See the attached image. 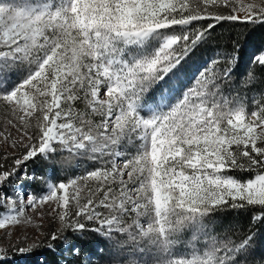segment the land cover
Segmentation results:
<instances>
[{
    "label": "snow or ice",
    "instance_id": "obj_1",
    "mask_svg": "<svg viewBox=\"0 0 264 264\" xmlns=\"http://www.w3.org/2000/svg\"><path fill=\"white\" fill-rule=\"evenodd\" d=\"M225 22H264V0H0V230L42 228L25 210L49 205L60 264H84L67 233L92 232L113 243L111 264H264V92L251 109L225 93L238 46L183 87ZM261 74L264 50L240 88ZM61 152L92 166L64 180L31 169ZM21 172L43 189L8 195ZM227 210L250 213L249 229L222 225Z\"/></svg>",
    "mask_w": 264,
    "mask_h": 264
},
{
    "label": "rangeland",
    "instance_id": "obj_2",
    "mask_svg": "<svg viewBox=\"0 0 264 264\" xmlns=\"http://www.w3.org/2000/svg\"><path fill=\"white\" fill-rule=\"evenodd\" d=\"M248 2V0H244ZM235 25V33H243L245 28L243 25ZM252 30L245 32L244 40L229 38L225 42H221L214 48L206 50L201 53V58H194V54L191 57L188 65L186 66L187 75L183 78V87L190 86L194 73H198L200 69L206 67L207 64L216 56L218 52L225 50L230 51L234 46L239 47L240 58L233 69L234 81L231 86H226L225 93L227 95L239 96L246 102L249 109L254 107V100L258 98V94L264 92V74H261L260 80L250 85L247 89L240 88V82L247 75L248 69L251 66L252 58L257 52L264 50V22H257L253 24ZM223 25L222 27H225ZM220 27V26H219ZM199 50V49H198ZM197 50V51H198ZM24 73L21 72L17 77V82L23 77ZM183 87L178 89V92H182ZM174 102V101H173ZM149 105L152 101L147 102ZM148 111L147 107L142 109ZM5 116L0 113V127H3ZM135 149H130L129 154L134 152ZM92 166V161L87 157H74L70 156L66 152H61L52 158V164H47L46 161L33 162L30 167L34 172L40 174L44 169L48 170V174L54 175L59 180L66 178H74L81 175L86 169ZM234 174V173H233ZM246 180L250 177L241 174ZM23 172L19 177L11 178L10 182L5 185V191L8 195H12L14 192L19 191L23 193H31L43 189L42 185H38L35 181H25L22 179ZM254 178V176L252 177ZM46 191V189H44ZM26 213L33 218L36 223H42V228H34L31 225L22 224L19 226L10 227L7 229V235L5 230H0V248L6 252V260L4 264H60V252L65 248V245L61 241L52 242L56 245V251H52L47 247L50 242L48 240V234L51 233L58 224L53 220L52 216L47 213L51 211L49 205H45L42 208H38L33 211L31 208L25 210ZM41 213H44L43 219H41ZM248 215L250 219V213L237 212L232 210L223 211L217 213L215 218L218 219L222 225H230L234 229L248 230V226L243 224L239 216L241 214ZM6 214L5 209L0 208V215ZM232 216L228 220L225 217ZM228 216V217H229ZM225 219V221H224ZM255 244L252 246V254L255 258L264 257V225L255 226ZM69 239L83 249L84 255L81 258L84 264H111L112 258L117 255V251L112 242L105 239L103 236L97 235L95 232L89 233L84 237L77 236L72 233H67ZM31 247V251L21 252V248ZM65 258L68 257V253H63Z\"/></svg>",
    "mask_w": 264,
    "mask_h": 264
},
{
    "label": "trees",
    "instance_id": "obj_3",
    "mask_svg": "<svg viewBox=\"0 0 264 264\" xmlns=\"http://www.w3.org/2000/svg\"><path fill=\"white\" fill-rule=\"evenodd\" d=\"M238 24L240 26H244L245 28L243 29V33L241 34H236L235 33V25H233L232 22H225L224 25H226L225 27H219L217 26L215 31L210 35V37L208 38L207 42H205L204 44H202L198 49V51H195L194 54V58H201L202 55H200L201 53H204L206 50L210 49V48H214L216 45H218L221 42H225L226 40H228L229 38H235V39H243L244 38V34L247 31L252 30V28L254 27L253 24L251 23H247V24H241V23H235ZM244 40V39H243ZM204 51V52H202ZM229 216V215H228ZM225 217V219L227 218V220L232 217ZM240 220L243 221V224L245 226H248L249 224V217L246 214H241L239 216ZM224 219V221H225Z\"/></svg>",
    "mask_w": 264,
    "mask_h": 264
}]
</instances>
